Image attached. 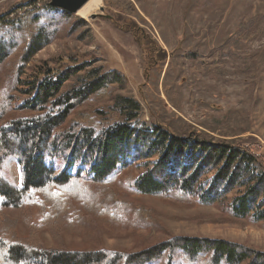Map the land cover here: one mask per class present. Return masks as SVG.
Here are the masks:
<instances>
[{"label":"trees","instance_id":"1","mask_svg":"<svg viewBox=\"0 0 264 264\" xmlns=\"http://www.w3.org/2000/svg\"><path fill=\"white\" fill-rule=\"evenodd\" d=\"M39 3L17 5L31 8L17 20L0 18V211L37 207L44 228L71 217L72 203L116 219L126 204L118 203L112 177L142 169L123 181L140 194L196 200L227 219L264 223V153L256 147L151 128L141 120V105L121 95L96 107L95 100L126 87L128 79L116 70L90 68L89 62L29 66L72 20L50 3L36 8ZM122 3L115 7L135 14ZM114 25L139 46L151 45L134 22L119 16ZM87 27L79 19L71 31ZM10 160L19 166V185L5 173ZM5 226L11 230L0 234V264H264L263 251L223 239L173 236L138 252L48 249L38 231L23 237L14 223Z\"/></svg>","mask_w":264,"mask_h":264},{"label":"rangeland","instance_id":"2","mask_svg":"<svg viewBox=\"0 0 264 264\" xmlns=\"http://www.w3.org/2000/svg\"><path fill=\"white\" fill-rule=\"evenodd\" d=\"M26 1L0 0L2 21L24 17L31 8L16 6ZM102 1L88 20L72 15L55 42L29 66L89 62L90 68L116 70L128 79L126 87L95 100L96 107L111 105L115 95L132 98L141 105L142 122L151 128L206 141H244L264 153V0H124L135 10L131 16L115 7L123 0ZM39 2L36 8L50 3ZM119 16L141 28L151 45L139 46L130 33L118 29L114 22ZM79 19L88 27L71 31ZM141 171L112 177L118 203L126 204L116 219L92 216L72 203L71 217L44 228L39 208H6L0 211V234L11 230L5 224L12 222L19 236L38 231L40 244L48 249L138 252L169 237L190 236L264 252V223L236 222L196 200L144 195L123 183ZM5 173L19 185L15 160L8 161Z\"/></svg>","mask_w":264,"mask_h":264},{"label":"water","instance_id":"3","mask_svg":"<svg viewBox=\"0 0 264 264\" xmlns=\"http://www.w3.org/2000/svg\"><path fill=\"white\" fill-rule=\"evenodd\" d=\"M32 2H39L41 0H31ZM50 6L55 9L66 11L72 15L77 16L78 12L90 1V0H49ZM92 19H95L93 17Z\"/></svg>","mask_w":264,"mask_h":264},{"label":"bare ground","instance_id":"4","mask_svg":"<svg viewBox=\"0 0 264 264\" xmlns=\"http://www.w3.org/2000/svg\"><path fill=\"white\" fill-rule=\"evenodd\" d=\"M102 0H90L79 12L78 16L82 19L88 20L94 11L102 7Z\"/></svg>","mask_w":264,"mask_h":264}]
</instances>
